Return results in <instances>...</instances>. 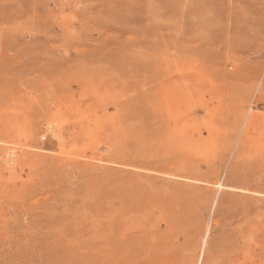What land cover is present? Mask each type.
Instances as JSON below:
<instances>
[{"label": "rangeland", "instance_id": "rangeland-1", "mask_svg": "<svg viewBox=\"0 0 264 264\" xmlns=\"http://www.w3.org/2000/svg\"><path fill=\"white\" fill-rule=\"evenodd\" d=\"M0 264H264V0H0Z\"/></svg>", "mask_w": 264, "mask_h": 264}, {"label": "bare ground", "instance_id": "bare-ground-1", "mask_svg": "<svg viewBox=\"0 0 264 264\" xmlns=\"http://www.w3.org/2000/svg\"><path fill=\"white\" fill-rule=\"evenodd\" d=\"M56 125H58V124H56ZM60 125H61V123H60ZM53 127H54V126H53ZM48 128H49V127H48ZM48 128H47V129H48ZM54 128L57 129L56 126H55ZM51 129H52V128H51ZM51 133H53V132H51ZM57 134H58V132H57ZM57 134H56V135H57ZM53 135H54V134H53Z\"/></svg>", "mask_w": 264, "mask_h": 264}]
</instances>
